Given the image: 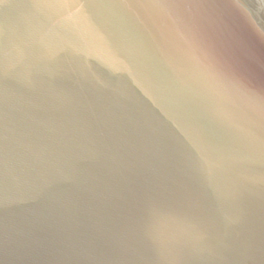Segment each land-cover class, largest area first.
Returning a JSON list of instances; mask_svg holds the SVG:
<instances>
[{"label": "water", "instance_id": "1", "mask_svg": "<svg viewBox=\"0 0 264 264\" xmlns=\"http://www.w3.org/2000/svg\"><path fill=\"white\" fill-rule=\"evenodd\" d=\"M0 264H264V39L228 0H0Z\"/></svg>", "mask_w": 264, "mask_h": 264}, {"label": "clouds", "instance_id": "2", "mask_svg": "<svg viewBox=\"0 0 264 264\" xmlns=\"http://www.w3.org/2000/svg\"><path fill=\"white\" fill-rule=\"evenodd\" d=\"M264 4V0H259ZM232 11L238 16L240 21L249 27L258 37L264 39V26L258 21L255 5L257 0H228Z\"/></svg>", "mask_w": 264, "mask_h": 264}]
</instances>
